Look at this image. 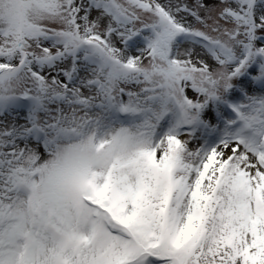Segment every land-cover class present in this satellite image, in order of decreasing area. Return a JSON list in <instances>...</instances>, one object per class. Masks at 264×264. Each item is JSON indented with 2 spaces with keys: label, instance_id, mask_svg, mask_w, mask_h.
Here are the masks:
<instances>
[{
  "label": "snow or ice",
  "instance_id": "obj_1",
  "mask_svg": "<svg viewBox=\"0 0 264 264\" xmlns=\"http://www.w3.org/2000/svg\"><path fill=\"white\" fill-rule=\"evenodd\" d=\"M0 264H264V0H0Z\"/></svg>",
  "mask_w": 264,
  "mask_h": 264
}]
</instances>
